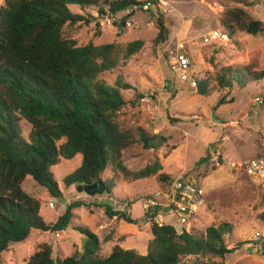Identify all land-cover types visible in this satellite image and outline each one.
Returning <instances> with one entry per match:
<instances>
[{
	"label": "rangeland",
	"instance_id": "374dc122",
	"mask_svg": "<svg viewBox=\"0 0 264 264\" xmlns=\"http://www.w3.org/2000/svg\"><path fill=\"white\" fill-rule=\"evenodd\" d=\"M4 1L0 0V6ZM158 2L168 30L167 41L186 44L192 60L191 74L210 81L208 96L199 95L188 83L180 82L171 74L163 55L164 43L155 45L153 41L157 34L155 21L143 13L131 18V27L122 28L104 23L108 15L100 16L94 8L80 10L70 6L73 13L83 15L89 22L65 28L67 37L78 46L88 42L116 43L121 50L129 42L142 41L138 52L124 63L120 59L115 69L100 74L99 79L112 86L121 76L131 87L121 90L126 105L116 114V120L122 129L136 136V128L141 127L148 134L164 136L166 145L154 151L132 145L123 151V161L131 171L138 172L158 159L164 167L159 173L168 180L184 175L196 181L204 191V205L191 220L192 232L202 235L210 226L228 223L232 232L224 237L225 244L228 249H236L225 256L224 264H264L263 243L253 239L258 232L264 240L263 193L240 168L247 160L264 157V79L251 80L253 73L264 71V33L251 35L233 26L234 33L227 43L204 46L198 40L208 31H225L221 21L233 9L242 11L238 15L241 23L259 21L264 25V0ZM192 42L198 44L192 45ZM225 67L244 72L241 84L233 83L228 89L215 85V76ZM19 126L21 137L27 140L29 124L20 121ZM213 157L217 158L218 166L211 160ZM200 159L203 163L196 165ZM80 161L79 155L71 160L60 159L51 172L67 203L81 196L88 207L74 210L70 226L59 235L32 231L24 242L11 245L0 254V264H26L42 245L52 248L53 259L68 257L75 249H81L85 241L84 236L73 230L76 226L87 227L98 236L102 256L108 255L116 244L139 254L146 253L151 235L149 224L143 218L142 199L161 190L168 180L159 179L157 174L125 182L114 178L107 168L101 178L112 185L110 193L89 196L77 193L76 187L66 188L62 184V179L77 169ZM22 188L40 201L43 221L54 222L56 213L62 210L58 200H53L30 177H26ZM51 201L53 210L48 208ZM125 202L133 204L128 207ZM99 204L125 210L137 225L116 218L110 220L103 208L95 206ZM164 221L173 228L180 227L176 215H166ZM106 238L111 240L104 242ZM213 259L219 261V258ZM185 261L193 263L194 258Z\"/></svg>",
	"mask_w": 264,
	"mask_h": 264
},
{
	"label": "trees",
	"instance_id": "16d2710c",
	"mask_svg": "<svg viewBox=\"0 0 264 264\" xmlns=\"http://www.w3.org/2000/svg\"><path fill=\"white\" fill-rule=\"evenodd\" d=\"M143 3L152 5L145 15L155 21L154 44H162L167 41L168 30L159 2ZM70 6L94 8L99 15L118 14L129 2L5 0L0 6V254L24 242L32 231H66L74 218L73 211L88 207L82 200L66 202L55 221L45 223L40 201L23 190V182L30 177L60 203L64 198L51 172L60 159L81 157L79 167L66 175L62 184L68 188L96 183L90 188L94 195L110 193L112 185L101 178L107 168L114 178L125 182L157 174L159 179L165 178L159 173L158 159L138 172L124 165L123 151L130 146L139 144L144 150L154 151L166 145V138L150 135L141 127L136 128V136L122 129L116 120V114L126 105L121 90L131 87L121 76L112 86L99 79L100 74L115 69L120 59L124 63L138 52L142 41L129 42L123 52L116 43L78 46L67 37L65 28L89 21L73 13ZM238 15H242L241 10H229L221 21L229 37L234 33L233 26L251 35L264 33L261 22L244 24ZM215 77L217 87L228 89L233 83L241 84L245 74L225 67ZM263 79L264 71L251 75L252 81ZM209 84L197 78L196 92L208 96ZM20 121L30 126L27 140L21 137ZM203 161L200 159L196 165ZM126 204L130 207L133 203ZM95 206L103 208L109 219L138 223L125 210H114L109 204ZM261 217L264 219V214ZM148 224L151 239L145 254L116 244L102 256L98 236L87 227L76 226L73 230L85 238L81 249L63 259H53L52 248L42 245L26 264H224L225 256L236 249H228L225 244L224 237L232 232L228 223L210 226L202 235L192 232V228L177 232L172 226ZM189 258L194 262L185 261Z\"/></svg>",
	"mask_w": 264,
	"mask_h": 264
},
{
	"label": "built area",
	"instance_id": "2783aa9c",
	"mask_svg": "<svg viewBox=\"0 0 264 264\" xmlns=\"http://www.w3.org/2000/svg\"><path fill=\"white\" fill-rule=\"evenodd\" d=\"M110 2H129V6L118 14L103 13L100 16L108 15L104 23L116 24L118 27L129 28L132 26L131 18L137 13L147 12L152 6L150 3H143V0H108ZM201 45H212L227 43L228 34L225 31L214 29L202 34L198 38ZM197 45V42H192ZM163 55L166 64L173 76L180 82L188 83L189 87L196 90L197 77L191 74L192 60L188 48L184 42L169 40L164 42ZM260 103L262 100L257 99ZM218 166L216 157L211 159ZM240 168L253 184L258 186L263 193L264 203V157L261 159H250L240 164ZM204 191L202 187L193 179L184 175L169 179L161 190L150 194L142 199V211L148 223H154L158 227L172 226L171 223L164 221L165 216L178 217V224L182 229L189 232L192 228L191 220L203 208ZM48 208L53 210V202L48 203ZM57 233L56 235H59ZM254 240L261 241L264 252V240L260 233L256 232Z\"/></svg>",
	"mask_w": 264,
	"mask_h": 264
},
{
	"label": "water",
	"instance_id": "95a60500",
	"mask_svg": "<svg viewBox=\"0 0 264 264\" xmlns=\"http://www.w3.org/2000/svg\"><path fill=\"white\" fill-rule=\"evenodd\" d=\"M141 97H142V95L139 96V98H141ZM95 186H96V183L91 184V185H79V186L76 187V192L77 193H85V194H87L89 196H92V195H94V192L91 193L90 192V188L95 187ZM65 203H66V200L65 199H61L60 200V204L61 205H64Z\"/></svg>",
	"mask_w": 264,
	"mask_h": 264
},
{
	"label": "crops",
	"instance_id": "0c3cea01",
	"mask_svg": "<svg viewBox=\"0 0 264 264\" xmlns=\"http://www.w3.org/2000/svg\"><path fill=\"white\" fill-rule=\"evenodd\" d=\"M188 86H189V85H188ZM146 132H147V131H146ZM147 133H148V132H147ZM150 135H158V134H150ZM159 136H160V135H159ZM123 162H124V165L126 166L125 161H123ZM158 162H159V161H158ZM159 164H160V166H161V170H160V171H161V172L164 171L163 164H162L161 162H160ZM126 167H127V166H126ZM127 168H128V167H127ZM128 169H129V168H128ZM171 179H172V178H171ZM71 187H73V188L75 189L74 186H71ZM79 198H80L82 201H85V200H83V199L81 198V196H79ZM79 198L73 199V200H71V201H69V202H73V201L79 200ZM109 199H111V198H109ZM112 199H113V198H112ZM118 200H119V198H118ZM129 209H130V208H129ZM131 218H132V217H131ZM113 219H115V218H113ZM132 219H133V218H132ZM110 220H112V219H110ZM115 220H116V219H115ZM172 227H173V226H172ZM174 229H175L176 231H177V230L179 231L180 227H179V228L176 227V228H174ZM178 231H177V232H178ZM113 235H114V234H113ZM110 240H111V239H110ZM110 240H109V241H110ZM113 246H114V245H113ZM113 246H112V247H113ZM110 250H111V249H110ZM109 252H110V251H109Z\"/></svg>",
	"mask_w": 264,
	"mask_h": 264
},
{
	"label": "clouds",
	"instance_id": "9594fccd",
	"mask_svg": "<svg viewBox=\"0 0 264 264\" xmlns=\"http://www.w3.org/2000/svg\"><path fill=\"white\" fill-rule=\"evenodd\" d=\"M229 37V36H228Z\"/></svg>",
	"mask_w": 264,
	"mask_h": 264
}]
</instances>
